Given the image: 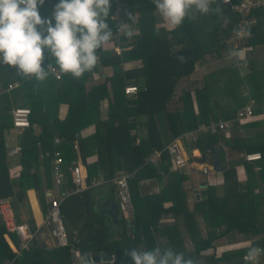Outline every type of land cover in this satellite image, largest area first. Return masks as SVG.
<instances>
[{
  "label": "trees",
  "instance_id": "obj_1",
  "mask_svg": "<svg viewBox=\"0 0 264 264\" xmlns=\"http://www.w3.org/2000/svg\"><path fill=\"white\" fill-rule=\"evenodd\" d=\"M240 0H233L239 2ZM127 8L124 15L128 21L134 14L138 15V33L131 42L127 37L122 38L121 47L131 46L130 50H123L120 54H111L103 48L98 50L99 64L93 71L85 73L80 79H73L70 75H62L56 80L52 75L39 82L34 78L25 79L17 74L15 68L0 65V198H10L15 208H18L26 198L28 190H34L40 208L44 213L49 206L46 190L52 188V166L55 153H59L61 166L66 171L70 161L76 158L73 143L78 141L79 156L85 166L88 179L100 174L106 180L120 174H130L129 190L133 206L131 221L123 218L121 230L117 232V239L110 241V235L97 222V216L92 213L89 204L81 203L68 208L66 201L61 208L63 226L68 236V245L58 249H47L45 246L32 244L29 250H23L21 256H16L10 250L3 236L8 234L0 225V264H79L73 262L72 254L76 250L87 252H106L114 257L112 263L98 264H132L130 257L125 255L126 250L133 248L150 250L157 246L159 235L167 236L169 247L178 252H184L186 257L198 261L201 250L207 249L216 237V228L225 226V233L237 231L248 237L261 236L252 245L264 248V122L247 123L238 126L236 123L227 133L214 135H200L192 144L203 154L208 145L221 143L225 148L235 153H260V175L263 188L254 194L256 185L252 186L251 179L240 191L238 183L225 178L224 197L216 198V191L207 188L206 198L194 205L189 211L186 203V194L183 189L185 177L179 174H169L167 185L161 192L159 201L144 204L140 198L138 185L146 178L158 177L160 170L167 172L169 155L164 151L165 146L184 133L197 129L201 123L207 124L219 117L213 113L212 106L217 105L218 98L238 94L237 90L243 81L236 73L230 70L226 84L217 92L216 85L207 82L205 88L196 90L194 95L184 92L181 97V107L169 111L168 104L175 97L176 87L180 79L190 76L195 65L210 51L220 46L218 27L220 14H225L226 28L223 38L230 36L236 28L238 14L223 9L214 4L208 14H199L194 17L189 14L183 24L172 29L165 24L156 26V8L148 0H126ZM58 0H46L40 8L42 18L50 17ZM111 3L110 14L113 9ZM257 9L250 12L251 18H256V24L249 27L244 47H255L259 44L264 32L262 29V13ZM113 33L116 30L114 22L109 19ZM184 57L181 62L179 57ZM129 61H140L141 66L124 71L123 64ZM49 61L46 60L45 66ZM54 65V61H51ZM114 67L122 69L111 77L105 78L98 85L92 83V75L98 68ZM121 67V68H120ZM223 76L226 77L224 73ZM252 77V78H251ZM249 97L259 103L261 99L254 91L253 75L246 78ZM18 86L6 92L9 84ZM135 84L138 92L134 97L124 95V87ZM250 87V88H249ZM223 91V93H222ZM223 94V95H222ZM194 96V100L192 98ZM248 98V97H247ZM106 106L105 118L102 119L101 104ZM212 104V106H210ZM66 105L67 113L60 118V106ZM197 106V111L194 109ZM241 104H239L240 106ZM237 106V108L239 107ZM14 107L29 108L30 128L22 131L18 136V146L21 150L17 154L21 167L16 178H12L7 165V145L5 133L12 130L11 117L8 112ZM207 109V111L205 110ZM220 107L217 112L226 120L231 119L235 110L227 111ZM222 111V112H221ZM211 113V115H210ZM213 113V114H212ZM254 113L260 114L259 109ZM232 114V115H231ZM146 118L144 123L146 136L136 142V135L131 131L136 128V120ZM211 119V120H210ZM94 125L93 135L82 137L81 131ZM234 129V131H233ZM250 131L258 129L252 137L237 135L239 130ZM39 132L37 133L36 131ZM58 140L60 143L55 144ZM187 146V145H185ZM164 151L159 167L145 162L153 151ZM197 154V152H195ZM97 156L95 163H88V158ZM220 161H224V150L219 151ZM166 165V166H165ZM43 167L44 174L40 173ZM235 165L225 172L226 177L232 176ZM250 171V170H249ZM65 175L69 177V172ZM44 176V178H43ZM52 180V182H51ZM252 186V187H251ZM87 190L77 197L83 200ZM170 200L172 206L163 207V202ZM87 214H83L84 210ZM83 213H82V212ZM90 212V214H89ZM171 213L176 218L172 225L160 226V220L165 214ZM261 213V217H260ZM195 214L205 222L208 228H213L206 239L197 233ZM84 223L79 226V221ZM183 222L190 233L195 251L187 253L181 249L178 235V225ZM19 224H23L18 221ZM133 225L131 232L126 231V224ZM30 229L34 231L35 224L32 218L28 220ZM98 224V226H97ZM68 229V231H67ZM36 234V232H31ZM12 242L18 246L16 238ZM173 244V245H172ZM34 245V246H33ZM172 245V246H171ZM246 249L230 251L221 257L212 256L206 264H245L242 260Z\"/></svg>",
  "mask_w": 264,
  "mask_h": 264
},
{
  "label": "crops",
  "instance_id": "obj_2",
  "mask_svg": "<svg viewBox=\"0 0 264 264\" xmlns=\"http://www.w3.org/2000/svg\"><path fill=\"white\" fill-rule=\"evenodd\" d=\"M148 1L152 2L153 0H148ZM260 9H263L260 11L262 13L261 22H262V29L264 32V7L260 8ZM155 14H157L156 11H155ZM191 15L196 17L197 12H192ZM220 16H221V14H220ZM252 19L254 21L252 25L254 26L256 24L257 20L254 17ZM219 22H220V26L218 27V32H216V34L218 33V36L220 37V43H219L220 46L218 47V50H216V48L215 49L211 48L210 51L204 56V58H202L201 61H199L195 65L193 73L190 76L184 77V78L179 80L177 87H176V93H175L176 109H179L181 107L180 97L184 92H189L191 95H194L196 90L204 89L205 84L207 82H210V83L216 85L217 92H219V89H222L223 86L226 85L224 83V81L227 79V75H228L229 71L230 70H236V73L239 74V77L243 81L242 85L239 86L237 92L238 91L241 92L242 86L244 85V91L242 92L243 95L241 94V96L246 98V99L243 100V103L240 106H239V104H237L234 107H232L231 110H235V109L238 110V109L242 108L245 104H247L248 100L251 99L249 97L248 82L246 81V78H248L250 75H253L254 85H255L254 91L259 96V99H261V101H259V103H256V101L253 100L255 102L254 110L259 109L261 113L257 114V115L254 113V115H255L254 119L250 120V122H248V124L249 123H257V122H264V34H263L262 38L259 40V44L257 46L247 47V48H249V50L246 53V59L243 61L242 64L239 62V67H237L236 65L238 62L235 60H230L228 58L229 50L230 49H241V48L245 49V47L241 46V45H245V42H246L248 36H247L245 41L239 42L238 44H236V43L235 44H227L225 42V40L228 39L232 34L230 36L223 38L222 36L224 34L222 32L226 28V25L222 20H220ZM137 24H138V20H137ZM137 24L135 25V28L131 27L132 30L134 31L135 35L139 31L137 28ZM162 24H164V23H163L162 19L160 18V16H159V18L157 17L156 26L158 27V25H162ZM166 27H168V26H166ZM123 37H126V36L124 35ZM122 38H121V41H122ZM131 41L132 40H128V42H131ZM120 48H121V52H122L124 49L130 50L131 46H127L126 48H122L120 46ZM109 53L115 54L113 52H109ZM140 66H141L140 61H129V62L123 64L122 69L124 71H126L129 69L138 68ZM102 69H104V70L109 69L110 73H108V74L103 73ZM122 69H119V68L115 69L114 67H105V68L100 67V68H98V71L92 75V77H91L92 83L94 85L101 84L104 82L105 78L111 77L112 75H114L115 72H117L118 70L121 71ZM101 73H103V74H101ZM224 73L226 74V77L223 76ZM181 88H184V89L181 90ZM222 93H223V91H222ZM193 97L194 96H192V98ZM193 100H194V98H193ZM217 100H218L217 105L212 106V104H210V106L213 107L212 111H213V113H215L219 117L220 120H226L225 118H222V115H225V114H221V116H220L217 112V109H219L220 107H223V108L228 107L229 102H230V96H222V97L220 96ZM169 104H168V106H169ZM237 106H239V107L237 108ZM100 109H101L102 119H104L105 118V112H106V106L104 103L101 104ZM194 109H195V111H197L198 108L196 105H194ZM205 110L207 111V109H205ZM9 112H8V114H9ZM66 113H67L66 105H61L60 111H59L60 118H64ZM234 114H233V116H234ZM210 115H211V113H210ZM233 116H232V118H233ZM145 122H146V118H144V117L141 119H137L136 120V123H137L136 128L131 131L132 135H136V137H137L136 142H139L140 139H142L146 136V131H145V127H144ZM201 124H203V123H201ZM260 129H264V127L260 128ZM13 130H10L9 132L5 133V141H6L5 143H6L7 149H8L7 155H8V151L10 149L18 146V136L20 133H18L17 131H13ZM95 131H96V128L94 125L89 126L85 130L81 131L82 137L84 138V137L93 135L95 133ZM233 131H234V129H233ZM256 131H258V129L257 130L256 129H250V131H246V130L242 131L240 129L239 132H237V135L241 136V137H245V136L252 137ZM36 132L38 133L39 130ZM228 132H230V131H228ZM184 134H182V135H184ZM181 136H179V137H181ZM193 143L184 142V144H183L184 145L183 156L185 159H188L190 163H192V160L195 163H192V165L187 166L185 169H182V170H180V169L176 170L175 169V170L171 171L169 169L170 162L168 161L166 164L168 166L167 172L160 170L158 173L159 174L158 177L146 178V179L140 181V183L138 185V189H139V193H140V198L144 204H151L152 202H155L157 200L159 201V199L161 197V192L164 189V187L167 185L169 174H176V173L179 174L180 176L182 175L183 177L186 176L185 180L183 182V189H184V192L186 194V203H187V207H188L190 212H192L194 210V205L197 202L200 203L202 200H204L206 198L207 188H213L216 191V198H219V199L222 198L223 199L225 178H227L229 181H232V183L233 182L238 183V185H239L238 187H242V189H239L242 192L245 191V190H243V187H245L247 182H250V179H251L252 186L256 185L258 187L255 189L254 194H257L263 188V184H262L263 181L259 177V175H260L259 171L261 169L260 164H259L260 162H258V161L253 162V163L245 162L241 156L245 152L235 153V152L231 151L230 149L225 148L221 143L215 144L216 146L217 145L221 146V148H222L221 150H224V158H223L224 161L223 162L220 161L219 151H218V160H219L221 167H223V170L220 172H215L213 170V166H212L213 165V155H211V154L204 155L205 153L203 154L198 149L192 148ZM185 145H187V146H185ZM195 152H197V154H195ZM75 155L77 157L79 155V153H77L75 151ZM73 160H71V161H73ZM71 161H70V163H71ZM96 161H97V156H95V155H92L91 157L88 158V163H95ZM262 161H264V160H262ZM7 165L9 166V172H10L11 177L16 178L20 172V169H21V167L19 165L18 155H15V156H9L8 155ZM69 165L66 168L67 172H69ZM232 165H235V168H234L235 171H234L232 176L226 177L225 172ZM203 169H206L207 172L204 173ZM39 170H40L41 174H44V169L42 166L40 167ZM66 171H65V173H66ZM118 175H116L115 177H117ZM199 175L204 176L206 180L202 181L200 179ZM43 178H44V176H43ZM93 179L94 180L95 179L100 180V182H102V184L96 188L88 189L87 190V196L85 195L83 200H79V199H77V197L81 198L82 194L86 191H84L81 195H75V196L73 195V196L69 197L68 199H66L64 201V203L66 201H68L67 206H68V208H71L72 210H73V206H75L76 204H81V203H85V202L87 204H89V207L92 209V213H94L97 216V222H98V224H100L99 226H102L103 229L106 232H108V234L110 235V241H113V240L117 239L116 234L119 231V228L121 227L122 222L124 221L123 220L124 216L122 215V213L120 212V210L118 208V216H117L118 219H117V222L115 223L114 219H111V217L109 216V212L106 211L105 208H103V209L99 208L100 206L102 207L104 204H109V205H111L113 203L118 204L117 197H116V190H115L114 185L111 183V180L113 178L110 180H106L100 174L98 177L93 178ZM52 180H53V178H52ZM52 180H51V182H52ZM201 184H205L206 187L201 188L200 187ZM69 185H70V180H69V177L66 176V182L63 186H61L59 188V190H63L65 188H68ZM49 191H51L53 194L56 193L57 189H55V187H54V181L52 182L51 190L50 189L46 190V198H47L48 203H49V198L47 197V192H49ZM202 191L205 192L204 196L201 195ZM64 203L61 204V208H62V205ZM171 206H172V202L170 200L163 202L164 208H168V207L170 208ZM96 208H98L100 213L96 212V210H95ZM83 210H84L83 211L84 213L82 211L81 212L84 215L88 213V210H86V209H83ZM89 214H90V212H89ZM15 215H16L17 221H20L21 223L27 225L29 232H36V234L34 235V238L30 242L29 249L31 248L32 244H37L39 246H45L47 249H58V247L55 246V241L53 240V238L50 235L49 229L42 226V219H43L44 214L40 208V205L38 203V200L36 198V194H35L34 190H28L27 191L25 200L22 203H20L18 208H15ZM260 217H261V213H260ZM30 218L33 219L34 224H35L34 225L35 226L34 231H32L30 229V226L28 224V220ZM131 219H132V217L131 218L128 217L127 221H131ZM62 220H63V216H62ZM112 220H113V222H112ZM194 220H195V223L197 225L198 235L203 240L206 239L209 232L211 230H213V228H208L207 224L205 222H203V220L200 218V215L195 214ZM83 223H84L83 219L80 220L79 226H81ZM175 223H176V218L171 213L163 215L162 219L160 220V226L172 225ZM98 224H97V226H98ZM0 225H1V219H0ZM178 226H179L178 227V235H179L180 242H181L180 248L183 249L187 253L194 252L195 247H194V243L191 239L189 231L187 230V228L185 227L183 222H181ZM133 227H134L133 225L131 226L130 224L127 223L126 224V231L130 233L131 228H133ZM120 230H121V228H120ZM12 236H14L16 238L17 242L19 241L17 236L12 235V234L9 236L4 235L3 238H4L5 242L7 243L8 247L10 248V250L15 253L17 246H15L14 243L12 242ZM216 237H219V238L214 240L209 248L200 251L197 264H206L208 262V259L212 256L219 258L224 253H228L230 251H236V250H241V249L247 250V248L249 246V242H251V245H252L255 241H257L261 238V236H254V237H250L251 239H248V237H245L244 235L238 233L237 231L225 233V226H222L220 228H216ZM156 244H157V246H160L161 248L169 247V241H168L167 236H164V235L160 236L159 235V237L156 239ZM256 247H258V246H256ZM260 248H262V247H260ZM76 251L79 252V251H83V250H76ZM22 252L23 251H21V254H22ZM97 253H102V252H97ZM21 254L17 255L15 253V255L19 256V257L21 256ZM112 258L114 261V257H112ZM260 258H261L260 264H264V255H262ZM7 263L8 262H5V264H7ZM219 264H226V263L222 262Z\"/></svg>",
  "mask_w": 264,
  "mask_h": 264
},
{
  "label": "clouds",
  "instance_id": "obj_3",
  "mask_svg": "<svg viewBox=\"0 0 264 264\" xmlns=\"http://www.w3.org/2000/svg\"><path fill=\"white\" fill-rule=\"evenodd\" d=\"M156 12L172 29L183 24L189 14H208L216 0H153ZM46 0H0V65L15 68L25 79L39 82L48 79L57 69L61 74L80 79L97 66L98 50L112 41L109 25L111 0H58L50 17L42 18L40 8ZM131 19V17H129ZM119 30L131 40V26L121 23ZM238 38L250 36L240 29ZM248 49H230L228 58L246 59ZM184 61V57H179ZM46 60L49 61L46 66ZM51 61H54V65ZM132 264H197L171 247L156 246L150 250L125 251ZM264 248L249 242L245 264H260Z\"/></svg>",
  "mask_w": 264,
  "mask_h": 264
},
{
  "label": "built area",
  "instance_id": "obj_4",
  "mask_svg": "<svg viewBox=\"0 0 264 264\" xmlns=\"http://www.w3.org/2000/svg\"><path fill=\"white\" fill-rule=\"evenodd\" d=\"M111 3L114 7L110 14V20L114 22L116 30L114 32L112 41L107 44L103 49L108 52L120 54V45L122 43L121 38L125 34L119 30V26L121 25V23H126L132 28H135V25L137 24L138 15L134 14L131 19L127 21L124 15V10L127 8L126 0H111ZM214 4L221 6L225 10L238 14L239 19L237 20L235 31L243 29L245 30V32L249 33V27H251L254 22L253 19L249 16L250 12L256 9L263 8L264 0H240L237 3L233 2V0H216V3ZM219 18L225 23V14H222ZM235 31L228 39L225 40L227 44H238L239 42L246 40L247 36L242 39L238 38L235 35ZM245 49L249 50V48L247 47H245ZM240 63L242 64L243 61ZM98 64L99 60L97 65ZM50 75H52L56 80H60L63 74H61L57 69L55 73H50ZM17 86V83L9 84L5 91L8 92ZM123 90L124 95L127 98H131L137 94L138 87L135 84H128L124 87ZM254 107L255 102L249 99L247 104H245L242 108L238 109L235 112L233 118L229 120H211L207 124H200L198 125L197 129L187 132L181 137L172 140L165 146L164 149V151H166L169 155V169L171 171L175 169L182 170L185 169L187 166L192 165V163H195L192 159V163H190L188 159L184 158V142H195L200 135L204 134L214 135L217 133H227L235 123L238 126L245 125L250 122V120L254 119ZM9 115L11 117L12 128L18 133H21L25 129L30 128L31 112L29 108L14 107L10 110ZM59 143L60 142L58 140L55 141V144ZM73 149L74 151L79 153V146L77 140H75L73 143ZM20 150V146H16L8 151V155L15 156L20 152ZM164 151H153L145 159V162L152 166L158 167L162 161V153ZM59 156V153L56 152L55 158L51 162L54 187L55 189H57V191L54 194L51 191L47 192V197L49 198V206L46 209V213H44L43 215L42 226L49 229L50 235L55 241V246L61 248L66 247L68 245V236L62 221V214L60 209L61 204L73 195H81L84 191L88 189L98 187L102 184V182L96 179H88L85 166L82 163L80 156L78 155L73 161H71L69 165V187L63 190H59V188L63 186L66 182L65 171L61 166V159ZM241 156L243 160L248 163H253L262 160V155L260 153H244ZM203 172L206 173L207 170L203 169ZM131 178L132 175L123 173L111 180V183L114 185L116 190V197L119 210L125 219H127L133 214V206L129 190V180ZM0 219L6 232L8 234L16 235L19 240L15 253L17 255H20L21 251L28 250L30 247V242L34 238L35 234L29 232V229L26 224L18 223L15 215V208L13 207V203L10 198H0ZM245 255H243V257ZM72 257L74 263H79L80 255L78 251H74Z\"/></svg>",
  "mask_w": 264,
  "mask_h": 264
},
{
  "label": "water",
  "instance_id": "obj_5",
  "mask_svg": "<svg viewBox=\"0 0 264 264\" xmlns=\"http://www.w3.org/2000/svg\"><path fill=\"white\" fill-rule=\"evenodd\" d=\"M222 148L219 145H208L205 148V154H211L213 155V170L215 172H220L223 170V167H221L219 160H218V151H220ZM201 188H205V184L200 185ZM205 192L202 191L201 195L204 196ZM13 207L15 208V205L13 204ZM100 209L105 208L106 211L109 212V216L111 219H114V222H117L118 219V204L113 203L111 205L104 204L102 207H99ZM96 212H99L98 208L95 209ZM100 213V212H99ZM113 222V220H112ZM80 255V264H98V263H111L113 261V258L111 256H108L106 252L97 253V252H87V251H79Z\"/></svg>",
  "mask_w": 264,
  "mask_h": 264
},
{
  "label": "rangeland",
  "instance_id": "obj_6",
  "mask_svg": "<svg viewBox=\"0 0 264 264\" xmlns=\"http://www.w3.org/2000/svg\"><path fill=\"white\" fill-rule=\"evenodd\" d=\"M102 72L103 73H106V74H108V73H110V70L109 69H102ZM103 73H101V74H103ZM187 88V87H186ZM184 88H181V90H183ZM241 90V89H240ZM244 91V85L242 86V90H241V92L240 91H238V94H235V95H231V97L232 98H230V102H229V106L228 107H226L227 108V110H226V112L227 111H230L231 110V108L232 107H234L235 105H237V104H242L243 103V100L244 99H246V98H244V97H242L241 96V94H242V92ZM181 95V94H180ZM243 95V94H242ZM168 109H169V111H174L175 109H176V98L174 97L173 99H172V101L170 102V104H169V106H168ZM218 110V109H217ZM222 112V111H221ZM13 130V129H12ZM13 131H16V130H13ZM17 134V133H16ZM228 135H229V138L231 137V132L230 133H227ZM200 176V179L202 180V181H204V180H206L205 179V177L204 176H202V175H199ZM67 231H68V229H67Z\"/></svg>",
  "mask_w": 264,
  "mask_h": 264
}]
</instances>
